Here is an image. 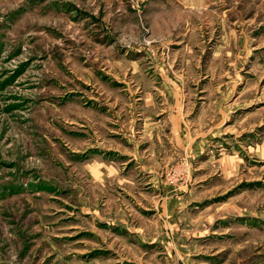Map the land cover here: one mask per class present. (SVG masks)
<instances>
[{
	"label": "rangeland",
	"instance_id": "rangeland-1",
	"mask_svg": "<svg viewBox=\"0 0 264 264\" xmlns=\"http://www.w3.org/2000/svg\"><path fill=\"white\" fill-rule=\"evenodd\" d=\"M263 141L264 0H0V264H264Z\"/></svg>",
	"mask_w": 264,
	"mask_h": 264
},
{
	"label": "crops",
	"instance_id": "crops-1",
	"mask_svg": "<svg viewBox=\"0 0 264 264\" xmlns=\"http://www.w3.org/2000/svg\"><path fill=\"white\" fill-rule=\"evenodd\" d=\"M263 144H264V141H263ZM261 147L263 148L262 151L264 152V145H263V146L261 145ZM257 162H258V161H257ZM115 229H116V228H115ZM116 230H117V229H116ZM167 237H168V236H167ZM168 238H169V237H168ZM149 244H151V242H149Z\"/></svg>",
	"mask_w": 264,
	"mask_h": 264
}]
</instances>
